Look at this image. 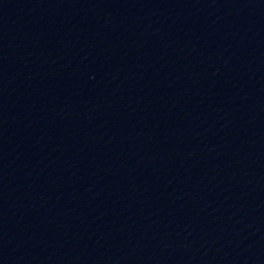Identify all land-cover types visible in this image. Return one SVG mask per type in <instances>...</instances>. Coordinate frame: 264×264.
Instances as JSON below:
<instances>
[{
	"label": "water",
	"instance_id": "1",
	"mask_svg": "<svg viewBox=\"0 0 264 264\" xmlns=\"http://www.w3.org/2000/svg\"><path fill=\"white\" fill-rule=\"evenodd\" d=\"M0 92L130 105L264 138V0H0Z\"/></svg>",
	"mask_w": 264,
	"mask_h": 264
}]
</instances>
